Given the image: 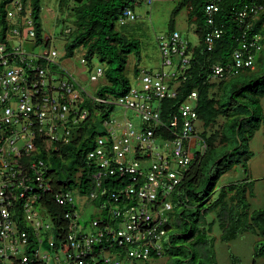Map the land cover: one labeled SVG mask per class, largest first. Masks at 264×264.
I'll use <instances>...</instances> for the list:
<instances>
[{"label": "built area", "instance_id": "built-area-1", "mask_svg": "<svg viewBox=\"0 0 264 264\" xmlns=\"http://www.w3.org/2000/svg\"><path fill=\"white\" fill-rule=\"evenodd\" d=\"M154 1L136 0L138 4ZM221 1L210 0L205 7L207 23L211 25L206 33L210 49L223 33L222 28L213 27ZM5 8L8 29L4 37L0 35V264H50L52 254L60 259L59 252L67 255L69 264H83L82 257L103 238L122 246L125 259L103 254L94 264H135L149 260L154 252L162 253L173 208L169 197L196 151L188 141L197 133V91L189 94L180 106L179 117L171 122L170 126L178 129L174 138L157 137L156 128L170 129L169 122L161 118L160 102L177 95L176 85L170 81L190 65L191 42L177 29L167 37H158L161 67L155 72L144 71L143 88L132 85L126 94L108 98L87 91L64 66L61 58L68 57L61 56L52 45L38 44L35 18L23 0H9ZM248 10L256 11L257 6L246 5L234 13L242 20ZM136 18V11L125 7L119 23ZM258 41L259 37L244 41L229 64H214L211 80L229 77L242 68H254L262 47ZM26 43H32L31 48ZM81 60L89 67L92 81L104 75V67L93 72L84 54ZM86 98L133 109L142 121L137 125L125 117L121 122L114 113L103 118V133L96 136L94 147L87 154L96 166V188L85 197L92 200L104 196L102 207L109 206V214L107 218H94L93 232L85 231L80 228L74 191L57 193V201L70 207L66 216L72 223L66 239L69 250H51L45 241L54 245L53 219L38 204L42 191L50 185L44 159H32L31 152L36 144L50 151L69 142L80 127L77 124L90 115L83 106ZM205 147L203 144L200 150ZM113 174L125 177V182L111 190L103 179Z\"/></svg>", "mask_w": 264, "mask_h": 264}, {"label": "trees", "instance_id": "trees-1", "mask_svg": "<svg viewBox=\"0 0 264 264\" xmlns=\"http://www.w3.org/2000/svg\"><path fill=\"white\" fill-rule=\"evenodd\" d=\"M8 1L0 0L2 37L8 29L5 8ZM23 1L35 18L38 44L50 46L52 38H46L42 25L43 0ZM209 1L180 0L169 21L171 32L176 29L175 17L180 10L186 8L189 23L195 25L199 42L196 45L191 44L190 65L170 81L172 85H176L177 95L164 98L160 102L161 118L164 122H169L170 129L158 127L156 136L172 139L177 135L178 129L170 126L171 122L179 117L180 106L189 94L197 91L196 109L199 120L204 125L200 135L206 145L204 150L194 152L188 170L169 197L173 208L167 224L168 238L165 242L168 247H177L183 253L175 264H217L207 228L206 216L211 212H218L221 240L224 236L227 240H232L241 233L239 228L231 227L232 221L235 220L237 206L240 207L244 198H248V190L253 187L252 181L247 179L229 187H222L217 198L212 199V196L224 173L235 165L248 167L254 154L250 139L264 120L261 104L264 97V68H257L258 63H264V0H222L213 27L222 28L223 33L211 49L206 42V33L211 29L205 11ZM71 2L73 6L69 15L72 17L73 26L67 27L70 28L69 32L65 31V56L72 57L82 48L90 67H93L95 58L102 63L106 82L100 85L96 94L108 98L126 94L132 86L131 78L126 73L128 58L131 53L141 54V41L128 36L117 27V23L125 7L135 10L138 3L136 0H60L61 10L65 4ZM246 5H255L257 10H248L247 16L240 20L234 12ZM256 37H259L258 43L262 47L257 52L254 68H242L229 77L211 80L214 64H229L234 51L244 41H252ZM140 71V66L136 65V75ZM83 106L89 109L90 115L77 124L80 127L76 128L69 142L61 143L58 150L50 151L44 150L41 144H36L35 150L31 152L32 159H44L45 177L50 185L48 190L42 191L38 204L46 208L53 219L51 231L54 245L45 241L51 250H69L66 239L72 223L71 218L66 216L70 207L60 204L56 195L65 190H73L74 193L88 198V194L96 188V166L88 159L87 154L94 147L96 136L103 133V118L109 117L117 108L115 104L97 103L89 98H86ZM210 127H214L213 130L209 131ZM124 179L119 174H113L104 177L103 184L114 190L125 182ZM235 189V193L230 195L229 191ZM105 200L104 196L88 200L102 209L97 219L107 218L109 214V206L102 207ZM250 219L251 223L245 225L242 231L264 234V206L254 209ZM110 253L125 259L122 246L118 243L111 244L103 238L94 244L91 253L82 257L83 264H94L95 259L103 254L111 255ZM162 253L154 252L152 257H159ZM254 264H257L256 259Z\"/></svg>", "mask_w": 264, "mask_h": 264}, {"label": "rangeland", "instance_id": "rangeland-1", "mask_svg": "<svg viewBox=\"0 0 264 264\" xmlns=\"http://www.w3.org/2000/svg\"><path fill=\"white\" fill-rule=\"evenodd\" d=\"M180 0H155L152 4L141 3L135 8L137 18L126 24L117 23V27L130 37L139 38L141 41V54L131 53L128 58L126 73L131 78L132 85L138 88L144 87V71H157L161 67V52L158 45V37H167L169 21L173 17V9ZM73 3L65 4L61 10L60 0H43L42 1V25L45 35L52 37L51 45L61 54L66 52L65 28L73 26L72 17L69 15ZM176 29L188 38L192 45L199 42L195 25L189 23L188 10L183 8L175 17ZM33 40V39H32ZM32 43H26L27 48H31ZM39 46L36 50H39ZM83 50L78 49L73 57L61 58L64 66L71 70L78 80L85 86L87 91L94 93L101 84L106 82L105 75L94 82L90 79L91 72L89 67L82 62ZM139 65L141 71L135 75L134 68ZM98 67H103L102 63L95 58L93 60V72ZM258 69L264 68V63L257 64ZM167 69H169L167 67ZM264 109V97L261 100ZM118 121L124 122L125 117L131 118L139 125L142 119L137 116L133 109H126L118 106L113 112ZM202 129V126H201ZM251 150L254 152L249 160L248 167L242 164L225 173L220 181L217 190L214 192L212 199L217 198L222 185L234 181H243L244 177L252 181L253 195H247L244 203L237 206V213H234L235 220L232 221L231 227H237L241 231L238 236L232 240H227L226 236L221 240L222 230L219 226L218 212L214 211L206 216L209 238L213 244L215 260L217 264H257L264 262V234H258L253 231H242L245 225L251 223L250 215L254 209L264 206V120L257 129L255 135L250 139ZM247 169V170H246ZM75 201L80 212V228L88 232H93L92 221L102 213V209L93 201H88L86 197L75 192ZM46 220L50 218L46 215ZM259 227L260 225L257 224ZM239 231V232H240ZM163 253L159 257H152L149 261H138V264H175L183 253L177 247L167 246L165 240L162 241ZM114 255V253H110ZM60 259L52 254L50 264H69L67 255L59 252Z\"/></svg>", "mask_w": 264, "mask_h": 264}, {"label": "crops", "instance_id": "crops-1", "mask_svg": "<svg viewBox=\"0 0 264 264\" xmlns=\"http://www.w3.org/2000/svg\"><path fill=\"white\" fill-rule=\"evenodd\" d=\"M176 26V25H175ZM168 29H169V26H168ZM170 33V30H168V34ZM136 67V66H135ZM134 72H135V68H134ZM135 75H136V72H135ZM201 126H202V129H201ZM213 128L214 127H210L208 130L209 131H211V130H213ZM204 130V125H203V122L202 121H200V120H198L197 121V133L195 134V136L191 139V140H189L188 141V143H190L191 145H192V147L195 149V150H200V147L203 145V144H205V142H204V139L201 137V132ZM238 165H235L233 168H235V167H237ZM233 168H231V169H233ZM230 169V170H231ZM228 172V171H227ZM226 172V173H227ZM225 174V173H224ZM223 174V175H224ZM222 175V176H223ZM248 177H249V175L248 176H246V177H244V179H243V181H247V179H248ZM243 181H234V182H230V183H228V184H225V185H222L221 186V188L222 187H229L230 185H232V184H236V183H241V182H243ZM220 188V189H221ZM235 191H236V189L235 190H231V191H229L230 192V195H232V194H234L235 193ZM252 192V193H251ZM251 193V194H250ZM248 195H253V190L251 189V188H249V190H248ZM145 261H149V260H145ZM126 263H128V264H130L129 262H126Z\"/></svg>", "mask_w": 264, "mask_h": 264}]
</instances>
